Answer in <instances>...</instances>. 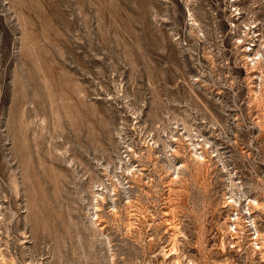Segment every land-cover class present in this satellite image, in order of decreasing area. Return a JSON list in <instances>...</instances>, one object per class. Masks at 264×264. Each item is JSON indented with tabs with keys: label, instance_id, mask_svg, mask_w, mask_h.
Wrapping results in <instances>:
<instances>
[{
	"label": "rangeland",
	"instance_id": "obj_1",
	"mask_svg": "<svg viewBox=\"0 0 264 264\" xmlns=\"http://www.w3.org/2000/svg\"><path fill=\"white\" fill-rule=\"evenodd\" d=\"M244 49L264 60V0H0V264H264V61ZM185 137L209 168L173 183ZM229 196L246 233L222 251Z\"/></svg>",
	"mask_w": 264,
	"mask_h": 264
},
{
	"label": "bare ground",
	"instance_id": "obj_2",
	"mask_svg": "<svg viewBox=\"0 0 264 264\" xmlns=\"http://www.w3.org/2000/svg\"><path fill=\"white\" fill-rule=\"evenodd\" d=\"M189 1V0H188ZM191 1V0H190ZM186 3V2H185ZM193 3V2H192ZM191 2H188L187 3V5H186V14H185V17H186V21H187V24L189 25V26H192V27H198V23H197V21H196V19H195V15H194V13H193V11H192V9L190 8V4H192ZM248 34V33H247ZM243 37H238L237 38V41H236V43H237V46L239 45V46H241L242 45V42H243V39H242ZM250 50H252V49H244L243 50V52H244V54L242 55V57H243V59H244V62L245 63H247V64H249V63H252V65H258V64H261L264 60H263V57H262V55L259 53V52H257L255 55H259V57L257 58V57H251L250 56V54H249V51ZM249 62V63H248ZM251 65V66H252ZM248 66V65H247ZM250 66V67H251ZM255 67V66H254ZM251 69V68H250ZM248 76V75H247ZM248 79V78H247ZM262 79V78H261ZM249 81V80H248ZM251 91V98L252 99H254V100H256L255 98H256V95H255V92H254V90H250ZM178 139L177 138H172V141L173 142H175V141H177ZM185 141H187V146H188V148H189V155H188V157H182L184 160H185V162H183V163H181L180 164V166L179 167H177V170H176V172H174L175 173V176L174 177H172V182L173 183H178V182H180V176H179V171H188V170H190L192 167H193V169H195V167L192 165V167H191V163H193L194 165H198V166H201V165H203V166H205L206 167V171H207V169L209 168V164L207 165V162L208 161H210V159L211 158H206V154H207V149L205 148V146L203 147V146H201V144H200V141H202L201 139L200 140H196V142H193L191 139H188V138H186L185 137V139H184ZM153 144V143H152ZM203 145H205V143L203 144ZM147 146H148V144H147ZM151 149V148H150ZM172 150H171V153H170V155L171 156H178L179 155V152H178V150L176 149V148H171ZM129 151L130 152H132V155L134 154V150H132V149H130L129 148ZM136 154V153H135ZM128 155V154H127ZM131 157V156H130ZM130 159V158H129ZM128 159V160H129ZM209 163V162H208ZM172 167H175V166H173L172 165ZM191 167V168H190ZM222 168L224 169V171L226 172V167H225V165L223 164V166H222ZM192 170V169H191ZM196 170V169H195ZM209 171V170H208ZM127 173H129L130 174V177H136L135 176V173H136V171H130L129 170V172H127ZM182 173V172H181ZM172 182H171V184H172ZM229 183H232V181H231V179L229 180ZM102 184V183H101ZM110 185H111V187H112V191L113 192H115V190H116V187H117V185H116V183H114V181L113 182H110ZM103 188H104V186H103ZM99 192V191H98ZM104 196H105V194H103L102 192H100V193H98V197H99V199L102 201V203L104 202ZM184 198V196L183 197H180V201H182V200H184L183 199ZM224 198V197H223ZM130 203V200L129 201H127V204H129ZM224 204H226V205H228L229 207H231V210H230V213L227 215V217H226V219L224 220V222L222 223V225H220L221 227V241H220V249L223 251L224 249H225V243L227 242V244L231 247V248H233L234 250H240L241 248H240V241H239V239H241V235H243L244 233H246V232H244V228H245V226L247 225H244L245 224V222H242V214L241 215H239L240 213L238 212V209L237 208H235L234 207V204H236V200H234L233 198H232V196H229L228 197V201L227 200H224ZM223 204V205H224ZM246 207H247V214H248V216L249 217H251L252 215H253V213H255L256 211L257 212H263L264 211V209H263V207L261 206V205H259V203H258V201H257V199L256 200H254V201H249L248 200V203H247V205H246ZM97 210H99V209H97ZM96 210V211H97ZM116 210L115 209H113V212H115ZM235 212V215L233 216V213ZM144 212H142V214H143ZM232 217V218H231ZM98 218L97 217H95V220H97ZM245 219V218H244ZM252 224H253V228H254V230H255V233H256V236L254 237V238H251L250 240H249V245H250V248H251V246L253 245V243H254V245H259V242L261 243V244H263V241H259L260 239H262V235L257 231V228H256V223H255V220L254 219H252ZM232 227V228H231ZM127 228H129V227H127ZM174 229L175 230H177L178 229V227L176 226V227H174ZM172 230V229H171ZM179 231H180V228L178 229ZM181 232V231H180ZM174 234V233H173ZM172 234V235H173ZM182 234H184V233H182ZM182 234H181V236H182ZM175 235V234H174ZM176 236L177 235H175L174 237H175V239H176ZM180 236V235H179ZM244 236V235H243ZM178 237V236H177ZM219 237V236H218ZM169 238V237H168ZM179 238V237H178ZM220 238V237H219ZM181 239V237L179 238V240ZM170 240V239H169ZM177 240V239H176ZM227 240V241H226ZM171 241V240H170ZM172 241H173V239H172ZM171 241V242H172ZM183 241V240H182ZM242 241V240H241ZM169 242V241H168ZM177 242H179V241H177ZM181 242V241H180ZM243 242V241H242ZM250 242H252V243H250ZM171 243H169L168 245H167V247L170 245ZM175 244H177L176 242L174 243V242H172V244H171V246L170 247H168L167 249H166V246L165 247H162L161 249H159L160 251V254L163 256V257H171V256H173V257H176L177 256V246L175 245ZM181 245V244H180ZM182 245H183V243H182ZM228 245H226V246H228ZM243 247V246H242ZM182 248V247H181ZM261 247L260 246H258L256 249L259 251V254H261L262 255V251H263V249H260ZM188 249H186V250H184V252L185 251H187ZM253 250V249H252ZM158 251V250H157ZM225 251V250H224ZM254 251V250H253ZM188 252V251H187ZM187 252H185V253H187ZM255 252V251H254ZM257 252V251H256ZM183 253V252H182ZM252 253V252H251ZM157 254V253H156ZM254 254V253H253ZM258 254V255H259ZM183 255V254H182ZM181 255V256H182ZM185 255V254H184ZM183 255V256H184ZM189 255V254H188ZM257 255V254H256ZM179 256V255H178ZM253 256V255H252ZM262 257V256H261ZM172 259V258H171ZM177 260H178V257L176 258ZM180 259V258H179ZM184 259V258H183ZM194 259V258H193ZM168 260V259H167ZM188 261V260H187ZM191 261V260H190ZM193 261V260H192ZM261 261V260H260ZM262 261H263V258H262ZM173 262V261H172ZM174 262H175V260H174ZM173 262V263H174ZM177 262V261H176ZM179 262H180V260H179ZM171 263V262H170ZM162 264V263H161ZM226 264H227V262H226ZM229 264V263H228Z\"/></svg>",
	"mask_w": 264,
	"mask_h": 264
},
{
	"label": "flooded vegetation",
	"instance_id": "obj_3",
	"mask_svg": "<svg viewBox=\"0 0 264 264\" xmlns=\"http://www.w3.org/2000/svg\"><path fill=\"white\" fill-rule=\"evenodd\" d=\"M233 1H235V0H233ZM238 13H236L235 15H232V13L230 12V17H234V16H236ZM230 24H231V26H234V24H233V21H230ZM252 27H254V26H252Z\"/></svg>",
	"mask_w": 264,
	"mask_h": 264
}]
</instances>
